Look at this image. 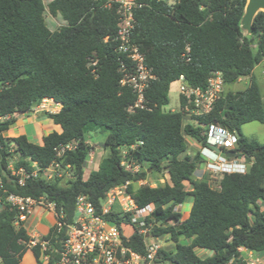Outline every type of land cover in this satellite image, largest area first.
Segmentation results:
<instances>
[{"label": "trees", "instance_id": "obj_1", "mask_svg": "<svg viewBox=\"0 0 264 264\" xmlns=\"http://www.w3.org/2000/svg\"><path fill=\"white\" fill-rule=\"evenodd\" d=\"M132 42L145 55V64L156 79L145 94L143 108L134 107L136 95L121 85L122 72L115 40L119 30L116 8L107 0H0V174L7 193L39 198L45 196L74 221L77 198L88 197L101 214L102 202L112 189L128 184L127 191L140 208L153 206L145 220L150 236L167 238L173 246L159 258L167 264H246L241 251L264 253V143L246 137L242 127L250 122L264 124V97L253 77L264 62V12L252 23L250 35L242 29L247 0H137ZM60 15L65 25L51 31L45 11ZM108 38V41L105 39ZM95 63V64H94ZM221 73L225 88L251 77L244 91H228L207 115L186 122L180 111L165 112L171 85L181 76L193 87L205 89L210 77ZM61 106L57 113L43 112L61 127L36 145L22 135L5 138L17 114L33 113L43 100ZM134 107L133 111H129ZM219 125L238 132L237 150L251 163L245 174H219L218 187L210 175L197 179L202 161L199 153H188L189 137L202 146L207 136L202 126ZM107 133L103 148L109 151L85 177L92 147L86 135ZM78 142L62 162L73 169V179L46 182L29 179L20 186L8 170L12 158L16 168L32 171V163L46 168L60 145ZM11 147L14 153L10 152ZM139 166L137 172L122 165ZM152 173L156 187L137 186ZM165 180L161 183L160 180ZM190 185L191 190L187 189ZM0 191V197L7 195ZM193 197L188 217L176 224V208ZM17 211L5 201L0 208V264H21L31 249L37 264H53L55 250L66 231L52 227L42 238L46 250L33 241L25 226L17 227ZM117 225H133L127 245L145 254L141 227L131 214L117 207L105 216ZM198 249L212 252L201 258ZM47 256L44 262L42 257Z\"/></svg>", "mask_w": 264, "mask_h": 264}, {"label": "built area", "instance_id": "obj_2", "mask_svg": "<svg viewBox=\"0 0 264 264\" xmlns=\"http://www.w3.org/2000/svg\"><path fill=\"white\" fill-rule=\"evenodd\" d=\"M174 1V0H172ZM108 8H116L119 17V30L115 40L119 42L118 53L125 56L126 60L120 59V71L122 72L121 85L129 87L136 95L137 101L134 107L143 108L145 94L151 81L156 79L145 64V55L140 47L132 42V34L135 28V9L141 7L137 0H107ZM109 39L106 38L105 41ZM95 64V63H94ZM264 74V70H263ZM180 83L179 94L185 101L182 111L184 115L194 117L209 114L215 103L223 95L225 86L221 73H214L209 78L205 89L193 87L184 76L178 80ZM56 104L53 100L45 99L37 106L34 112H56ZM130 107L129 111H133ZM52 109V111H49ZM5 118H0V122ZM196 121V120H195ZM207 136V145L200 151L209 175L240 173L245 174L251 163L237 150L239 137L229 129L219 125L202 126ZM78 142L67 145H60L55 149V159L46 168L38 166L37 162L32 163V171L25 167L16 168V158L8 166V170L13 178L17 179L20 186H23L29 179H43L46 182L60 180L67 182L73 179V169L70 165H63L64 156L74 151ZM219 149L220 152H217ZM228 151H236L235 157H228ZM10 152L14 153L11 147ZM122 165L134 172L139 171V166H131L126 161ZM128 184L116 187L108 192L102 202L101 214H96V208L89 201L88 197L81 195L77 198L76 213L74 221L66 222L65 213L59 210L54 201L48 200L45 196L39 198L25 197L13 193H7L4 189L3 177L0 174V191L7 195L0 197V208L5 201L18 215L15 221L17 227L25 226L29 217L36 209L52 213L57 233L66 231L65 237L60 241L59 249L55 250V261L53 264H167L158 256L162 249V241L159 238L150 236L149 228L146 227L145 220L153 212V206L149 205L140 208L133 197L127 191ZM117 207L122 213L131 214L132 223L141 227L140 233L145 237V254L134 251L127 245V240L134 232L133 225L121 226L105 218L114 208ZM80 215L76 217V214ZM126 228L130 229L128 233ZM37 244L36 241L30 243V247ZM43 246L49 245L48 241H43ZM251 252L246 256V264H263L262 258L255 256ZM48 260V257H47Z\"/></svg>", "mask_w": 264, "mask_h": 264}, {"label": "rangeland", "instance_id": "obj_3", "mask_svg": "<svg viewBox=\"0 0 264 264\" xmlns=\"http://www.w3.org/2000/svg\"><path fill=\"white\" fill-rule=\"evenodd\" d=\"M50 1L51 0H44L46 6L50 3ZM44 16H45V22L51 31H57L62 26L65 25L63 18L60 15L53 16L50 13L48 8L46 9ZM244 33L247 35H250L246 30H244ZM263 70H264V63L260 64L259 66H257L254 69L253 77L258 82V84L260 86L261 93L264 97V74H263ZM250 79H251V77H246V78L240 79L238 82L227 86L226 90H228V91H244L247 88V86L249 85ZM179 86H180L179 81L174 82L171 85L170 93H169V104L163 108V111H165V112H178V111H180ZM49 111H52V109H50ZM35 113L36 112H33V114H35ZM38 113H43V112L40 111ZM185 121L186 122H195L194 117L191 115H185ZM34 130H35V132H34ZM34 130H33L32 126H28V128H27V133L29 134L31 139L33 138L32 134H36L38 129L34 128ZM242 132L246 137H248L250 139L257 140L261 143H264V124L259 123V122H250L248 124H245L242 127ZM86 137H87L86 143L92 147V150L90 152V155L87 158L88 163H87L86 170H85V177H87L89 175V172L91 170L97 169L98 163L104 157H106L109 154V151L108 150L106 151L102 146V144L105 142L106 137H107L106 132L96 131V132H92V133L87 134ZM187 141L189 143L188 153L193 155V156H195L199 153V156L201 157L200 151L203 148V146L201 144H199L198 142L193 141L189 137L187 138ZM201 160L202 161L199 163L198 170L195 172V176H199V177L203 178V176L205 174H209V173L207 172V169H206V166H205V163H204L202 157H201ZM210 178H211L210 184L212 185V187L217 188L219 176L214 175V174L213 175L210 174ZM160 182L164 183L165 180L161 179ZM157 183L158 182H157L155 176L152 173H149L147 179L145 181H141V182L137 183V186L139 187L141 185L147 184V185H150L152 187H156ZM187 189L191 190L192 188L190 187V185H187ZM192 203H193V197L189 196L187 198V201L185 204L176 208V210H175L176 215L171 219L170 222L176 224L178 222L185 220L190 213ZM263 210H264V205H263ZM47 218H48L47 215L42 218V224L45 226L50 225V222ZM126 231L129 233L130 229L126 228ZM161 241H162L163 247L166 249L171 248L173 245L170 241L167 240V238H163V239H161ZM209 253L210 252L207 250H203V249L197 250V254L202 258H206ZM258 255L260 258H262L263 264H264V253H259ZM247 258H248V255H247Z\"/></svg>", "mask_w": 264, "mask_h": 264}, {"label": "crops", "instance_id": "obj_4", "mask_svg": "<svg viewBox=\"0 0 264 264\" xmlns=\"http://www.w3.org/2000/svg\"><path fill=\"white\" fill-rule=\"evenodd\" d=\"M225 89H227V87ZM60 110H61V106L58 105L55 113L59 112ZM28 126H32L33 130H34V128L38 129L36 134H32L33 135L32 139L30 138L29 134L27 133ZM34 132H35V130H34ZM52 132L61 133L62 129L60 126L52 124L49 121V119L44 116L43 113L17 114L15 116V123L10 126V129L7 132L3 133V136L5 138H16V137L25 135L28 137L30 142H32L36 145H42L43 138L45 136L51 134ZM195 177L197 179H201V177H199V176H195ZM192 205H193V203H192ZM46 215L48 217L47 219L50 222L49 226H45L42 224V218L45 217ZM54 223H55V219H54L52 213L45 212V211L40 210V209H36L34 211V213L29 217V219L26 223V228L28 230L29 235L32 237V239L34 241H36L37 243H41L42 250H46V247H47V246H43L42 238L49 233L50 229L54 226ZM241 251L244 253L245 256L251 254V252L247 251L246 249H242ZM211 255H212V252H210L207 257H209ZM255 256L259 257L258 254H255ZM42 259L44 262L48 261L47 256H43ZM21 264H37L36 258H35L34 253L32 252L31 249H29L26 252V254L24 255V257L22 259Z\"/></svg>", "mask_w": 264, "mask_h": 264}, {"label": "water", "instance_id": "obj_5", "mask_svg": "<svg viewBox=\"0 0 264 264\" xmlns=\"http://www.w3.org/2000/svg\"><path fill=\"white\" fill-rule=\"evenodd\" d=\"M261 11L264 12V0H247L245 14L242 19V29L246 30L249 34H251L253 20L255 16ZM236 134L238 137H240L238 132H236ZM216 151L220 152L219 149H216ZM226 154L228 157H235L236 151H228ZM79 215L80 214L77 213L76 217H78Z\"/></svg>", "mask_w": 264, "mask_h": 264}]
</instances>
